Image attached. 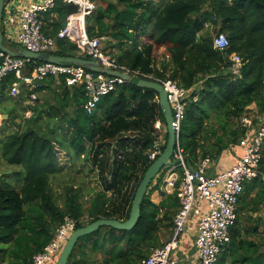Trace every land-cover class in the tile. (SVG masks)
Here are the masks:
<instances>
[{"label":"trees","instance_id":"16d2710c","mask_svg":"<svg viewBox=\"0 0 264 264\" xmlns=\"http://www.w3.org/2000/svg\"><path fill=\"white\" fill-rule=\"evenodd\" d=\"M93 1L97 5L87 17L88 34L118 50V66L139 78L172 80L191 91L179 138L192 167L206 157L217 160L229 149L242 154L246 129L241 119L252 105L264 116V0ZM66 14L64 0H58L45 15L44 33L56 41L51 54L93 60L80 54L75 42L58 38ZM219 33L230 42L225 52L214 48ZM4 43L17 50V45ZM159 48L166 55L157 62ZM235 54L242 59L239 75L233 72ZM35 66L31 63L30 69ZM15 81L10 74L4 89ZM52 87L60 91L56 101L30 108L33 114L24 122H17L16 109L0 104V115L7 116L0 127V264H32L66 218L76 222V229L101 219L127 221L137 189L154 162L150 153L159 138L155 123L166 126L154 90L119 85L88 114L84 86H68L65 78L50 77L35 92ZM2 96L3 101L10 99L5 90ZM54 118L58 122L51 128ZM163 138L162 152L168 133ZM80 161L89 165L100 184L86 205L83 183L71 182L59 194L52 183ZM4 166L7 170L1 172ZM166 171L150 185L134 229L105 226L80 238L68 264H142L165 246L161 230H175L181 208L176 192L163 190L159 204L152 200ZM261 171L245 184L231 241L216 264H264V236L259 238L258 232L263 218L254 216L264 211V150Z\"/></svg>","mask_w":264,"mask_h":264},{"label":"built area","instance_id":"2783aa9c","mask_svg":"<svg viewBox=\"0 0 264 264\" xmlns=\"http://www.w3.org/2000/svg\"><path fill=\"white\" fill-rule=\"evenodd\" d=\"M89 2L90 0H64L66 6L70 4L78 6L79 13L67 21L66 26L59 31L58 38L75 42L80 54L92 57L100 67L132 74L124 67L118 66L115 60L107 55L103 50L101 38L91 37L88 34L87 16L92 13ZM57 3L58 0H7L3 17L4 40L19 46L21 51L51 54L56 41L44 33V18L56 8ZM78 19L82 21L80 25L76 22ZM229 46L230 42L224 33H219L215 37V50L225 52ZM231 60L234 63V74L239 75L242 59L235 54L231 56ZM37 62L40 61L13 57L0 49V102L3 100L2 94L5 90L10 98L20 99L26 96L28 103L34 104L39 99L35 88L40 82L50 77L58 80L65 78L68 86L85 87L88 97L85 109L88 114H92L104 97L114 92L119 85L125 84V80L120 77L95 73L83 66L50 62L37 64ZM31 63L36 64L32 70ZM10 74L15 76L16 81L4 89V83ZM149 78L164 86L172 108L173 128L178 134V140L172 156L174 163L166 168L164 185L167 193H177L181 208L174 219L175 230L171 241L156 249L143 260L142 264H178V251L185 236L192 233L196 235L200 264H216L231 241V229L237 220L245 184L262 175L264 116L253 117L246 114L241 119V125L246 129L240 141L242 154L229 170L208 174L206 169L215 159L206 157L200 160L199 166L193 172L179 138L191 91L181 88L172 80ZM197 99L195 97V100ZM32 114V111L26 113L28 118ZM1 122L2 116H0ZM162 126L167 129V126L160 121L155 123L157 131H160ZM163 134L155 143L150 153V160L155 161L162 154L161 149L165 144ZM75 230L76 222L66 218L65 223L58 229L55 239L41 253L34 256L32 264H52Z\"/></svg>","mask_w":264,"mask_h":264},{"label":"water","instance_id":"95a60500","mask_svg":"<svg viewBox=\"0 0 264 264\" xmlns=\"http://www.w3.org/2000/svg\"><path fill=\"white\" fill-rule=\"evenodd\" d=\"M6 1L7 0H0V49L2 51L12 55L13 57L31 58L35 61L50 62L55 64H67V65L73 64V65L83 66L89 71L95 73H103L111 77H120L125 80V84L132 83L141 88H148L154 90L159 95V103L166 120L167 133H168V141L166 144V148L163 151V153L153 162V164L146 171L137 189L129 219L125 222L116 219H101L85 227L76 229L70 235L56 263V264H68L70 256L80 238L89 235L105 226L112 227L118 230H125V231H131L132 229L135 228L141 217L142 203L145 195L148 192L150 185L164 168H167L174 163L172 161V156L178 140V134L173 128L174 118H173L172 108L168 100V94L164 86L159 82L139 78L130 73H126L122 71H113L107 68L100 67L99 63L95 60H89L84 58L60 57L52 54L34 53L26 50L20 52H14L10 48H8L4 43L3 17H4V7ZM66 11H67V16H66V21L62 24L63 28L66 26L67 21H69L73 16L79 13L78 6L74 4L67 5ZM3 117H7V116L4 115ZM57 122L58 120L54 118L51 122V128H54ZM189 167L191 171L193 172L196 171V169L192 167L190 162H189Z\"/></svg>","mask_w":264,"mask_h":264},{"label":"rangeland","instance_id":"374dc122","mask_svg":"<svg viewBox=\"0 0 264 264\" xmlns=\"http://www.w3.org/2000/svg\"><path fill=\"white\" fill-rule=\"evenodd\" d=\"M105 1V0H103ZM156 2H162L165 0H154ZM94 3V2H93ZM95 6L97 5V3H94ZM212 33V32H211ZM212 35H214L212 33ZM6 40V39H5ZM105 41H102V47L103 50L107 53L108 56H110L113 60L115 59V55L118 54V50L115 48H110L108 41L106 39H104ZM6 43H8V41L6 40ZM166 55V50L165 49H158L156 51V61L159 62L161 60H163V58H165ZM58 83V82H57ZM60 91H57L56 87H52L51 91H48L43 93L41 92L40 95V100L35 103L34 105H29V103L27 102V98L26 97H22L20 99H13L10 98L7 101H4L5 103H3V107L9 106L7 108V110H15V114H17V116L19 117L17 122H24L26 120H28V117L26 115V113L28 112V110L32 107H38L41 104H44V102H47L48 100H50L51 102H55V98L56 96H58L57 94H59ZM7 98V97H6ZM6 100V99H4ZM247 114H249L250 116L255 117L257 115V113L253 112V111H249ZM0 116L3 117V115L1 114ZM31 118V117H30ZM4 119V117H3ZM4 124V123H3ZM60 128V126L58 127V129ZM159 130V129H158ZM60 133V132H58ZM163 133H167V129H165L163 126L161 127L160 131H157V134L159 135V138L157 141H159L160 136ZM164 140V138H163ZM84 162H78L75 164V166L73 167V169H67L65 171L64 174H61L59 177H57L56 179H53V189L55 190V192L57 194L62 193L63 189L69 185L71 182H75L77 184H84V196L85 199L83 200V203L86 205L88 198L94 194V191L99 190L100 189V184H99V180L98 178H96L94 176V174H91L89 171V165H85L83 166ZM7 168L4 166L1 169V172H6ZM166 176V175H165ZM10 182H12V180H10ZM153 184H156L155 182ZM163 183H161L162 185ZM254 216H256L255 218H263L260 219L259 221V228H258V232H259V238L264 236V211L263 209L255 214ZM261 216V217H260ZM244 218H249L248 215L243 214ZM253 225V221L252 222H245L244 226H251ZM171 234H172V230H170L169 228H164L161 230V236H162V241L164 244H167V242H169L170 238H171ZM55 262H53L54 264ZM57 263V262H56Z\"/></svg>","mask_w":264,"mask_h":264},{"label":"crops","instance_id":"0c3cea01","mask_svg":"<svg viewBox=\"0 0 264 264\" xmlns=\"http://www.w3.org/2000/svg\"><path fill=\"white\" fill-rule=\"evenodd\" d=\"M51 12H49V13H51ZM66 16H67V14H66ZM52 17L56 18L57 15L52 14ZM65 21H66V18H65ZM162 49H164V48H162ZM13 51L14 52H20L21 50H20V47L18 46L17 50L16 51L13 50ZM42 84H43V82L39 83V85H42ZM48 91H51V90H48ZM42 92L45 93V92H47V90H44ZM38 96H39V99H38V101H39L40 95L38 94ZM3 100L0 102V104L5 103ZM48 101H50V100H48ZM51 103H54V102H51ZM34 104H29V105H34ZM6 107H9V106H6ZM0 108H1V105H0ZM28 111H31V110H28ZM250 111L257 113L256 106L252 105L250 107ZM1 126H3V122L0 123V127ZM240 156H241V151L235 150V149L234 150L229 149V150L225 151L220 158H218L217 160H214L212 165L206 169V172L208 174H218L221 172H225V171L229 170L236 163L237 159ZM199 163H200V161H198L196 163V168L199 166ZM162 183L163 184L160 187L161 190H157L152 194V200H153V202H155L157 204H159L163 200V196L161 195V192L163 190H165V185H164V182H162ZM173 236H174V231H172L171 238L169 241H171ZM195 239H196L195 233L188 234L185 236V240L181 245V249L178 251V255H179L178 264H200V261L198 259L196 240Z\"/></svg>","mask_w":264,"mask_h":264},{"label":"bare ground","instance_id":"6f19581e","mask_svg":"<svg viewBox=\"0 0 264 264\" xmlns=\"http://www.w3.org/2000/svg\"><path fill=\"white\" fill-rule=\"evenodd\" d=\"M89 3L91 4V6H90L91 7L90 12L93 13L96 10V6L93 5V0H90ZM92 13L90 15H88V16H91ZM76 22H77L78 25H80L82 21L80 19H78V20H76Z\"/></svg>","mask_w":264,"mask_h":264},{"label":"clouds","instance_id":"9594fccd","mask_svg":"<svg viewBox=\"0 0 264 264\" xmlns=\"http://www.w3.org/2000/svg\"><path fill=\"white\" fill-rule=\"evenodd\" d=\"M163 153V152H162Z\"/></svg>","mask_w":264,"mask_h":264}]
</instances>
